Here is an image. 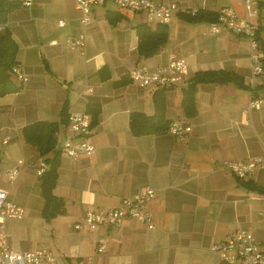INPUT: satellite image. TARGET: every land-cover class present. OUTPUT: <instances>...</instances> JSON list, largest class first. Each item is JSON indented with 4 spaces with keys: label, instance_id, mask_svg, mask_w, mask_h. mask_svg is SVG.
Returning <instances> with one entry per match:
<instances>
[{
    "label": "crops",
    "instance_id": "0c3cea01",
    "mask_svg": "<svg viewBox=\"0 0 264 264\" xmlns=\"http://www.w3.org/2000/svg\"><path fill=\"white\" fill-rule=\"evenodd\" d=\"M153 1L216 12L231 6L239 17L246 14L243 0ZM251 1L256 9L257 0ZM76 2L21 3L0 23V30L5 26L17 43L13 66L27 75L21 81L14 74L22 86L0 95V187L23 210L21 216L5 221L9 245L20 250L49 248L61 264H242L239 259L225 260L213 245L240 229L264 241V194L241 182L251 179L264 185V100L247 109L250 98L264 99V73L253 74L248 37L223 25L215 30L214 22L206 19L191 21L175 13L168 22L167 41L155 54L139 57L134 24L156 22L145 10L106 0L94 6L84 25ZM109 9L123 16L111 22ZM259 12L251 17L256 26L258 17L264 25V5ZM82 32L87 38L84 52L67 43L68 36ZM170 55L187 64V72L173 86H141L135 79L114 84L137 64L154 69L165 65ZM101 67L107 76H100ZM208 68L235 71L247 85L257 86L258 95L232 81L201 82L194 92L195 113L185 115L180 105L183 90L190 76ZM159 87H167L165 117L191 126L183 138L169 125L139 135L131 132L129 113L151 114L152 95ZM65 100L68 113L87 111L89 102L98 103L90 135L94 151L75 157L61 151L53 193L63 199L64 211L45 218L37 169L50 152L41 155L21 129L38 119L58 121ZM57 132L72 135L65 122ZM254 156L262 161L243 178L223 165ZM8 167L19 170L13 183L5 176ZM144 185L154 189L145 204L153 227L132 217L119 224L93 228L83 222L81 228L74 227L85 210L115 207ZM101 241L105 246L99 251Z\"/></svg>",
    "mask_w": 264,
    "mask_h": 264
},
{
    "label": "built area",
    "instance_id": "2783aa9c",
    "mask_svg": "<svg viewBox=\"0 0 264 264\" xmlns=\"http://www.w3.org/2000/svg\"><path fill=\"white\" fill-rule=\"evenodd\" d=\"M32 0H21L24 4H30ZM106 0H77L76 7L81 11L80 21L86 25L91 18V11L97 4L104 3ZM115 5L126 7L132 10H145L150 21L168 23L173 14L180 11L194 13L196 9H189L180 6L175 1L155 2L153 0H112ZM246 14L239 17L231 6L221 8L218 14V20L213 23V29L217 30L218 26H225L238 34L248 37L250 44V57L253 74L264 73L262 65L263 53L258 47L255 38L256 25L251 21V15L256 12L252 7L251 0H243ZM59 24H63L64 20H58ZM86 34L84 32L77 35L67 37V43L71 46L79 47L84 52L86 43ZM12 72L21 81L27 79V75L18 67L13 66ZM187 72V64L182 57L170 55L169 61L157 68H149L145 65L134 66L129 72L132 79H135L139 85H155V86H173L181 76ZM263 96L250 98L247 109L258 106L263 101ZM67 129L72 135L56 134V147L69 156H78L80 154H90L94 151V145L90 141L92 133L91 118L87 111H70L68 113ZM169 130L183 138L185 134L191 130L190 124L174 119L169 124ZM73 137L77 141L72 140ZM7 138L4 139V142ZM261 156H254L247 160L236 161L230 160L223 162V165L231 168V170L239 177L243 178L246 173L256 164L261 163ZM46 165L41 162L37 169L40 174ZM17 167H8L5 176L10 183H13L18 176ZM154 195V189L149 185L142 186L133 197H124L120 204L111 207H98L95 209H87L82 218L75 222L74 227L79 229L85 222L89 227H96L100 223L119 224L124 217H132L143 221L148 227H153L151 212L146 208V202ZM22 207L14 203L8 197V191L0 187V264H61L58 256L49 248H40L35 250H20L9 245L7 233L5 230V221L9 217L21 216ZM105 246V242L101 241L97 249L101 251ZM213 248L217 250L222 258L233 262L237 259L242 264H264V241L257 240L254 235L245 229L224 236L220 241L215 242Z\"/></svg>",
    "mask_w": 264,
    "mask_h": 264
},
{
    "label": "trees",
    "instance_id": "16d2710c",
    "mask_svg": "<svg viewBox=\"0 0 264 264\" xmlns=\"http://www.w3.org/2000/svg\"><path fill=\"white\" fill-rule=\"evenodd\" d=\"M21 3V0H0V23L4 24L8 12ZM262 5H264V0H257L258 7H256V11L258 15L260 14L259 11ZM106 13L111 22H115L123 16L119 10L109 9ZM218 14L219 12L207 8H198L194 13L187 11L177 12L179 17L186 20L197 21L200 19H206L211 22L218 20ZM134 28L137 34L136 50L139 57L155 54L168 39V23L155 22L154 24H151L147 21H140L134 24ZM263 29L264 25L260 22L258 17V24L255 28V38L258 42L259 49L263 53L262 65L264 69V37L261 35ZM16 51L17 43L11 36L9 30L4 26V28L0 30V95L10 91H16L22 86V83L16 82L9 72L12 66L16 64ZM136 63L138 62L136 61ZM99 73L101 77L107 76V70L104 69V67L100 68ZM130 79H132V77L129 73H126L119 79L114 80V84H124ZM228 81H232L240 87L250 88L252 96L258 95V90L256 89L257 86L250 87V85H247L242 76L235 71L224 68L198 70L190 76L189 82L183 90L180 102L183 113L187 116L195 113L194 92L198 83H224ZM166 88L167 87H159L154 90L152 95L154 111L151 114L142 111H131L129 113V127L133 134L139 135L155 132L164 129L169 125L170 120L165 117ZM68 104L67 100L63 102L58 121L38 119L25 124L21 129L24 139L34 146L41 155L50 152V155L44 157V162L47 166L39 175L40 190L44 197L41 214L45 218H50L51 216L64 211L63 199L53 193V187L57 178L59 155L61 153V150L56 147L55 133L61 122H68ZM98 108L99 106L97 102L88 103L87 111L91 113L92 125L97 123ZM241 182L248 188L256 189L264 194V185L258 184L251 179L241 180Z\"/></svg>",
    "mask_w": 264,
    "mask_h": 264
},
{
    "label": "rangeland",
    "instance_id": "374dc122",
    "mask_svg": "<svg viewBox=\"0 0 264 264\" xmlns=\"http://www.w3.org/2000/svg\"><path fill=\"white\" fill-rule=\"evenodd\" d=\"M254 14H255V12L251 15V16H254ZM13 67V66H12ZM12 69V68H11ZM9 72H10V75H11V77L13 78V79H15V77H14V73L11 71V70H9ZM21 80V79H20Z\"/></svg>",
    "mask_w": 264,
    "mask_h": 264
}]
</instances>
